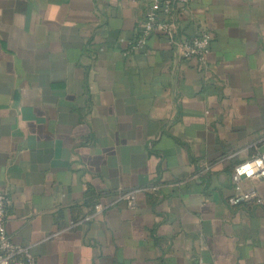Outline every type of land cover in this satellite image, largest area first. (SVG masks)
Masks as SVG:
<instances>
[{"label": "crops", "instance_id": "crops-1", "mask_svg": "<svg viewBox=\"0 0 264 264\" xmlns=\"http://www.w3.org/2000/svg\"><path fill=\"white\" fill-rule=\"evenodd\" d=\"M144 13L0 0L6 230L36 264H264V207L229 203L264 150V0H190L177 36L210 32L203 64L159 32L128 52Z\"/></svg>", "mask_w": 264, "mask_h": 264}, {"label": "built area", "instance_id": "built-area-1", "mask_svg": "<svg viewBox=\"0 0 264 264\" xmlns=\"http://www.w3.org/2000/svg\"><path fill=\"white\" fill-rule=\"evenodd\" d=\"M145 13L141 27L135 38L129 43L128 52H140L146 48L148 36L159 32L168 39L180 58H195L205 63L210 51L211 34L207 30H199L194 35L179 38L176 19L186 13L190 0H143ZM264 144V134L256 145ZM256 146V147H257ZM235 192L229 198L232 206L243 203L257 204L264 207V150H257L251 158L234 165L231 174ZM161 186L152 184L145 187L132 188L120 196L130 208H135L138 196L144 192L159 193ZM9 203L8 193L0 188V264H36V258L28 246L15 243L6 230V207ZM108 205H95V214ZM93 214V215H95ZM198 264H203L198 263Z\"/></svg>", "mask_w": 264, "mask_h": 264}]
</instances>
